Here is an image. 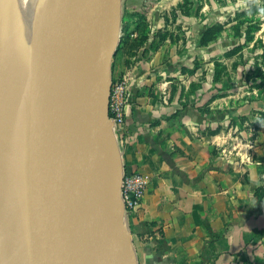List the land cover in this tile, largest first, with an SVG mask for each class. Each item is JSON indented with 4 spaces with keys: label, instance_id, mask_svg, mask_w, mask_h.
Instances as JSON below:
<instances>
[{
    "label": "water",
    "instance_id": "1",
    "mask_svg": "<svg viewBox=\"0 0 264 264\" xmlns=\"http://www.w3.org/2000/svg\"><path fill=\"white\" fill-rule=\"evenodd\" d=\"M120 2L50 0L41 13L23 98L27 205L15 264H120L124 249L135 264L109 116Z\"/></svg>",
    "mask_w": 264,
    "mask_h": 264
},
{
    "label": "rangeland",
    "instance_id": "2",
    "mask_svg": "<svg viewBox=\"0 0 264 264\" xmlns=\"http://www.w3.org/2000/svg\"><path fill=\"white\" fill-rule=\"evenodd\" d=\"M143 2L121 0L110 62L109 116L120 156L134 131L131 109L150 99L168 108L162 120L192 110L204 136L246 147L245 161L264 180V0H170L159 29L135 10ZM125 228L135 251L128 217Z\"/></svg>",
    "mask_w": 264,
    "mask_h": 264
},
{
    "label": "crops",
    "instance_id": "3",
    "mask_svg": "<svg viewBox=\"0 0 264 264\" xmlns=\"http://www.w3.org/2000/svg\"><path fill=\"white\" fill-rule=\"evenodd\" d=\"M168 7L170 0H144L135 10L159 29ZM154 105L141 99L131 109L134 131L121 156L124 170L149 178L130 219L138 263L264 264V180L245 161L246 147L204 136L192 110L164 121L168 108Z\"/></svg>",
    "mask_w": 264,
    "mask_h": 264
},
{
    "label": "bare ground",
    "instance_id": "4",
    "mask_svg": "<svg viewBox=\"0 0 264 264\" xmlns=\"http://www.w3.org/2000/svg\"><path fill=\"white\" fill-rule=\"evenodd\" d=\"M50 0H0V251L15 264L27 197L20 179L26 141L24 92L40 16ZM120 264H130L124 249Z\"/></svg>",
    "mask_w": 264,
    "mask_h": 264
},
{
    "label": "built area",
    "instance_id": "5",
    "mask_svg": "<svg viewBox=\"0 0 264 264\" xmlns=\"http://www.w3.org/2000/svg\"><path fill=\"white\" fill-rule=\"evenodd\" d=\"M117 116L120 119V114ZM148 182V176L140 171L123 170L120 182V198L125 218L131 219L139 209Z\"/></svg>",
    "mask_w": 264,
    "mask_h": 264
},
{
    "label": "trees",
    "instance_id": "6",
    "mask_svg": "<svg viewBox=\"0 0 264 264\" xmlns=\"http://www.w3.org/2000/svg\"><path fill=\"white\" fill-rule=\"evenodd\" d=\"M131 231L133 232V229H131Z\"/></svg>",
    "mask_w": 264,
    "mask_h": 264
}]
</instances>
